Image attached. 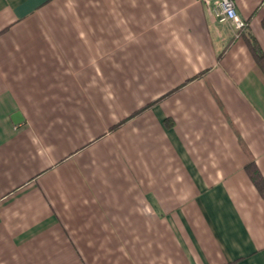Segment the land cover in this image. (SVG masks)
<instances>
[{"label":"crops","instance_id":"1","mask_svg":"<svg viewBox=\"0 0 264 264\" xmlns=\"http://www.w3.org/2000/svg\"><path fill=\"white\" fill-rule=\"evenodd\" d=\"M0 0V264H264L261 0Z\"/></svg>","mask_w":264,"mask_h":264},{"label":"built area","instance_id":"2","mask_svg":"<svg viewBox=\"0 0 264 264\" xmlns=\"http://www.w3.org/2000/svg\"><path fill=\"white\" fill-rule=\"evenodd\" d=\"M259 8L264 10V0H261ZM213 17L220 23H230L238 37L247 27V22L241 19L236 11L233 0H218L211 7Z\"/></svg>","mask_w":264,"mask_h":264},{"label":"trees","instance_id":"3","mask_svg":"<svg viewBox=\"0 0 264 264\" xmlns=\"http://www.w3.org/2000/svg\"><path fill=\"white\" fill-rule=\"evenodd\" d=\"M249 48L251 54L253 55L255 61L257 62L258 66L264 71V56L261 53L260 49L257 48V45L254 42L249 43ZM247 174L251 181L253 182L254 186L256 187L257 191L264 198V179L256 169L254 164L250 163L245 167Z\"/></svg>","mask_w":264,"mask_h":264}]
</instances>
